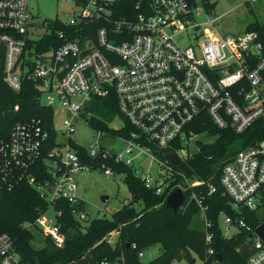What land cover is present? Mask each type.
Segmentation results:
<instances>
[{
	"label": "built area",
	"instance_id": "2783aa9c",
	"mask_svg": "<svg viewBox=\"0 0 264 264\" xmlns=\"http://www.w3.org/2000/svg\"><path fill=\"white\" fill-rule=\"evenodd\" d=\"M116 1L73 0L74 8L67 19H50L33 13L32 0H0V53L4 56L5 81L14 90L21 89L24 78L37 81L41 102L52 108L57 102L66 112L59 127L53 124L54 141L48 148L50 134L41 118L13 124L9 137L0 141V192L4 184L11 187L21 180L32 183L48 206L27 225L38 226L56 245L65 241L63 209L56 204L58 201L70 202L71 212L82 227L93 218L77 192L76 174L94 168L108 176L120 174L110 164L93 166L85 161L81 144L71 136L77 118L83 117L91 125L85 116L90 113L85 105L91 96L113 91L118 113L107 128L91 125L100 141L86 147L89 156L113 157L116 162L132 165L145 185L156 192L162 191L165 174L173 169L174 162L165 154L176 153L179 162L196 149L200 133L190 123L202 109L217 126H230L237 133L255 120L264 119L261 31H220L221 14L210 12L203 0H136L133 16L112 19ZM94 18L104 21L95 30V39L68 38L70 32L55 25L59 21L83 28L81 22ZM50 33L61 42L56 44ZM183 36L185 41L181 43ZM115 117L122 119L120 126L111 124ZM121 126L123 133H110L109 129ZM105 138L111 141L101 143ZM114 138L124 145L120 151L110 152L104 146L112 144ZM166 147L172 150L161 157L159 153ZM143 154L149 157L143 162L156 163L158 176L136 168L134 160ZM40 162L42 167L38 166ZM45 168L47 177L42 179L40 174ZM184 181L185 187L201 182L186 176ZM220 182L234 208H255L264 183V138L239 149L225 161ZM191 198L200 208L205 241L209 242L207 205L195 191ZM221 223L249 231L252 250L247 263L264 264V239L254 231L256 226L243 218L235 224L226 213L221 214ZM223 231L224 235L232 234L227 228ZM114 234H108L110 240ZM212 252L208 246L206 254ZM141 255L142 250L138 253ZM0 264H20L14 240L7 232H0Z\"/></svg>",
	"mask_w": 264,
	"mask_h": 264
},
{
	"label": "trees",
	"instance_id": "16d2710c",
	"mask_svg": "<svg viewBox=\"0 0 264 264\" xmlns=\"http://www.w3.org/2000/svg\"><path fill=\"white\" fill-rule=\"evenodd\" d=\"M135 1L117 0L111 18H120L126 14L133 16L137 11ZM203 2L208 9L214 3L210 0ZM81 24H84L83 28H80V24L55 23L56 27L70 32L68 38L95 39V30L104 21L94 18ZM246 28L261 31L264 44V19L250 22ZM80 29L84 31L82 34ZM52 40L56 44L61 42V38L55 34ZM3 61L4 56L0 53V141L9 137L17 121L39 117L49 131L47 148L50 147L55 134L52 106L41 102V90L33 79L24 78L20 90L10 87L4 79ZM15 105H19V108L16 109ZM85 111L90 112L91 125L107 128V123L118 113L115 93L112 91L105 95L91 96ZM190 127L200 133L195 140L196 149L187 159L171 163L173 169L166 172L161 192L146 186L132 165L116 162L113 157L91 158L86 147L80 145L85 161L91 162L93 166L100 162L110 164L122 175L130 197L110 217L94 216L84 227L71 212L70 202L58 201L56 204L63 209L61 218L65 241L62 245H56L38 226L27 225L28 221L34 220L48 206V201L40 195L38 189L26 180L11 187L4 184L0 192V232H7L13 238L20 264H173V261L182 258L190 260L193 255H197L202 264H248L247 256L252 250L249 231L238 226L232 234L224 235L221 214L231 215L235 224L238 218H243L252 227L264 221V183L259 188V202L255 208H234L220 182V172L222 164L239 149L264 138V119L255 120L244 131L237 133L230 126H217L202 109ZM109 131L114 135L121 134L124 126ZM170 150L172 148L166 147L159 154L163 157ZM42 165L41 162L38 164L39 167ZM40 176L42 179L47 177L46 168ZM184 176L197 178L201 182L185 187ZM211 186L214 190L209 191ZM176 187H182L184 200L176 213H173L166 206L165 200ZM192 191L202 195L207 205L206 216L210 221L207 230L211 233L209 242L205 241L206 228L200 208L191 198ZM111 231H115V234L110 240L108 234ZM154 243H159V253L146 263L142 262L138 256L139 251ZM208 246L213 248L209 255L206 254ZM216 254H221L220 261Z\"/></svg>",
	"mask_w": 264,
	"mask_h": 264
},
{
	"label": "rangeland",
	"instance_id": "374dc122",
	"mask_svg": "<svg viewBox=\"0 0 264 264\" xmlns=\"http://www.w3.org/2000/svg\"><path fill=\"white\" fill-rule=\"evenodd\" d=\"M213 1V6L209 9L210 12L221 14L219 19L220 31L237 33L246 28L247 24L255 20L262 21L264 19V0H210ZM74 8L73 0H32V11L39 18H61L67 19ZM199 20L202 18L199 17ZM185 41L184 36L179 39V42ZM66 115L65 109L59 103H53V124L59 127L62 124V118ZM85 116L89 117V114ZM122 119L115 117L111 124L120 126ZM79 144L84 147H90L100 141L97 131L87 123L83 117L76 119L74 130L71 132ZM199 137V136H198ZM124 142L119 138H114L112 144H105V148L110 152H117L123 148ZM148 161L149 157L146 154L134 160L136 168L140 172L149 170L151 174L158 176V166L153 161ZM78 183V194L83 198L85 210L91 216H107L117 209L123 202L128 201L130 197L129 190L122 178L121 174L108 176L100 169L94 168L90 171H80L76 174ZM107 198L102 200V196ZM49 214V212H47ZM222 228L228 229L230 233L236 231L235 226H226L222 223ZM114 237V236H113ZM159 253V243L151 244L142 250L140 259L146 263ZM194 264H202V260L197 256ZM173 264H189V260L182 258L175 260Z\"/></svg>",
	"mask_w": 264,
	"mask_h": 264
},
{
	"label": "water",
	"instance_id": "95a60500",
	"mask_svg": "<svg viewBox=\"0 0 264 264\" xmlns=\"http://www.w3.org/2000/svg\"><path fill=\"white\" fill-rule=\"evenodd\" d=\"M111 138H105L101 139V143L104 142H110ZM165 156L172 162L177 163L178 162V156L176 153H166ZM102 200H105L107 198L106 195H103ZM184 200V192L180 187L174 188L169 195L167 196L165 200L166 206L170 207L173 211V213H176L177 209L181 205L182 201ZM254 231L262 238L264 239V221L256 225ZM217 259L220 261L221 254H216ZM195 258L192 257L189 260V264H194ZM221 263V262H219Z\"/></svg>",
	"mask_w": 264,
	"mask_h": 264
}]
</instances>
